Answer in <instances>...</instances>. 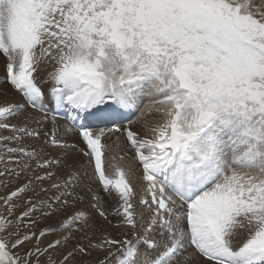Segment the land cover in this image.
I'll list each match as a JSON object with an SVG mask.
<instances>
[{"label": "snow or ice", "instance_id": "6c2138e0", "mask_svg": "<svg viewBox=\"0 0 264 264\" xmlns=\"http://www.w3.org/2000/svg\"><path fill=\"white\" fill-rule=\"evenodd\" d=\"M0 66V264H264V0H0Z\"/></svg>", "mask_w": 264, "mask_h": 264}, {"label": "rangeland", "instance_id": "374dc122", "mask_svg": "<svg viewBox=\"0 0 264 264\" xmlns=\"http://www.w3.org/2000/svg\"><path fill=\"white\" fill-rule=\"evenodd\" d=\"M3 69H0V89L2 88H5V87H8L6 84L3 83ZM13 97V96H12ZM11 97V98H12ZM13 99V98H12ZM147 103V101H145V104ZM144 111V105H141V108L140 110H138L137 112H135L133 115H131L130 117V120L133 121V122H137V123H134L136 124L137 127H133L134 130H139L142 128L141 125H144L142 123V121L140 122V114H142V112ZM58 113V112H57ZM60 114V113H58ZM62 115H65V114H60L59 116H62ZM149 115V114H148ZM139 118V120H137ZM57 121V125L60 127L61 131H60V135L64 136V129L65 127H67V125L65 124V122L63 121V123L60 121V119H56ZM64 120V119H63ZM135 120V121H134ZM147 122L149 121L148 118L146 120ZM145 120L143 121L144 123L146 122ZM60 122V123H59ZM142 123V124H141ZM150 123V122H149ZM140 124V125H139ZM141 126V127H140ZM45 130H48V131H52V125H51V118H49V123L48 125L46 126V129ZM0 135H9V133L7 131H4V132H0ZM73 135V136H72ZM74 137V133H68L67 136H65L66 139H71ZM129 159V158H128ZM0 194H2V190H0ZM105 227H108L107 225H105ZM110 231H113L112 229H109ZM113 234H115V231H113ZM48 239H52V237H49ZM47 242V241H46ZM102 255V254H101Z\"/></svg>", "mask_w": 264, "mask_h": 264}, {"label": "bare ground", "instance_id": "6f19581e", "mask_svg": "<svg viewBox=\"0 0 264 264\" xmlns=\"http://www.w3.org/2000/svg\"><path fill=\"white\" fill-rule=\"evenodd\" d=\"M260 2H261V0H257V3H260ZM0 69H2V66H0ZM12 98H13V99H19V97H18V96H15V95H13ZM58 113H60V114H65V113H63V112H58ZM60 114H59V115H60ZM130 118H131V117H130ZM130 118H129V119H130ZM139 118H140V122L142 121V123L144 124L143 121H144V120L146 121L147 118H148V120H149L148 122H151V121L155 118V114H149V115H148V114H144L143 116L140 114V117H139ZM139 118H138L137 120H139ZM56 121H57V120H56ZM134 121H135V120H134ZM59 123H60V122H59ZM124 123L127 124V121H125ZM134 123H137V122H136V121L133 122L132 127H137L136 124H134ZM142 123H141V124H142ZM139 125H140V124H139ZM141 126H143V125H141ZM141 126H140V127H141ZM133 129H134V128H133ZM62 135H63V134H62ZM72 136H73V135H72ZM130 155H131V154L129 153V157H128V158H129V161H130ZM139 175H140V173L137 172V178L139 177ZM137 182H138V179H137Z\"/></svg>", "mask_w": 264, "mask_h": 264}]
</instances>
